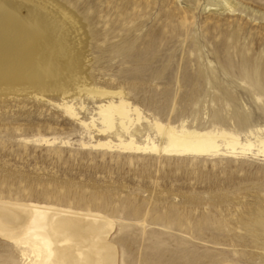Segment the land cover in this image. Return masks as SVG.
Instances as JSON below:
<instances>
[{
    "label": "rangeland",
    "instance_id": "1",
    "mask_svg": "<svg viewBox=\"0 0 264 264\" xmlns=\"http://www.w3.org/2000/svg\"><path fill=\"white\" fill-rule=\"evenodd\" d=\"M55 1L85 36L90 89L122 91L167 126L264 127V78L253 79L264 71V0ZM10 88L0 91V200L107 216L117 264H264V156L92 148V137L118 140L81 124L110 98ZM23 252L0 238V264H29Z\"/></svg>",
    "mask_w": 264,
    "mask_h": 264
},
{
    "label": "bare ground",
    "instance_id": "2",
    "mask_svg": "<svg viewBox=\"0 0 264 264\" xmlns=\"http://www.w3.org/2000/svg\"><path fill=\"white\" fill-rule=\"evenodd\" d=\"M17 1L24 3L23 14L17 6L11 8L15 2L0 0L6 6L0 9V91L11 86L18 87V92L32 91L37 97L60 93L64 101L71 94L110 98L99 106L98 119L81 124L98 137L112 134L118 140L92 137L96 142L92 148L181 157L264 156V127L239 133L222 127L188 128L185 122L180 127L167 126L145 116L122 91L90 89L84 71L85 36L74 15L55 0ZM223 1L233 8L229 1ZM62 36H68L63 55ZM59 63L64 64L62 70ZM261 74L262 69H255L257 84L264 78ZM18 77L28 80L17 81ZM62 106L78 119L73 106L68 102ZM151 125L161 140L153 137ZM141 134H145L144 141L136 138ZM114 223L101 213L0 200V238L23 247L29 264H117L118 252L110 240Z\"/></svg>",
    "mask_w": 264,
    "mask_h": 264
}]
</instances>
